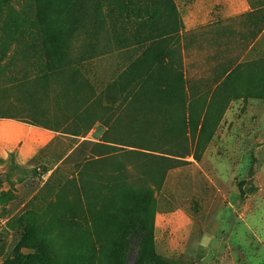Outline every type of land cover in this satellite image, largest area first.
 I'll list each match as a JSON object with an SVG mask.
<instances>
[{
    "label": "rangeland",
    "instance_id": "1",
    "mask_svg": "<svg viewBox=\"0 0 264 264\" xmlns=\"http://www.w3.org/2000/svg\"><path fill=\"white\" fill-rule=\"evenodd\" d=\"M30 77L12 117L80 142L0 157V264H141L138 223L154 264H264V0H0V87Z\"/></svg>",
    "mask_w": 264,
    "mask_h": 264
},
{
    "label": "crops",
    "instance_id": "2",
    "mask_svg": "<svg viewBox=\"0 0 264 264\" xmlns=\"http://www.w3.org/2000/svg\"><path fill=\"white\" fill-rule=\"evenodd\" d=\"M197 6L195 4L190 8L183 18L187 24L202 23L198 27L184 29V32L181 33L186 39L189 37V40L184 44L185 63L194 59L201 64L206 56V53L203 52L206 45L201 44L197 37L202 36L207 30L208 24L203 23L204 17L207 15L197 11ZM201 17L202 20L198 19ZM253 45L251 44L247 48V53ZM43 80L44 77H30L0 87V157L7 158L9 155H13L16 163L20 166H32L42 152L56 155L58 162L56 166H58L80 142L77 136L65 135L39 124L12 117V111L19 109L27 102ZM217 86L218 84L213 87Z\"/></svg>",
    "mask_w": 264,
    "mask_h": 264
},
{
    "label": "trees",
    "instance_id": "3",
    "mask_svg": "<svg viewBox=\"0 0 264 264\" xmlns=\"http://www.w3.org/2000/svg\"><path fill=\"white\" fill-rule=\"evenodd\" d=\"M35 2H37V0H33ZM36 26L38 25V23L35 24ZM37 33H39L40 35H43L42 31L39 30ZM44 42V41H43ZM205 120L202 121L200 127V134L203 133L204 129H205ZM76 136V135H74ZM133 201L138 205L139 208H146V203L142 202L141 200L137 199V197L133 196L132 197ZM152 199V197H151ZM138 231H140V235L134 237L133 236V231L132 233L129 235V238H127V240L132 241V239H137L136 241V245H137V251H136V257L137 259L140 257L142 259V263L141 264H154L156 261V258L153 257V253H154V248L153 245L151 244V235L149 232H147V230H145L143 228V226L138 223ZM147 241L148 244H144V242ZM133 243V242H132ZM132 243L130 242V245H132ZM129 244V243H128ZM124 253L129 255V251L130 253L132 252V249L128 246H125V248H123Z\"/></svg>",
    "mask_w": 264,
    "mask_h": 264
}]
</instances>
